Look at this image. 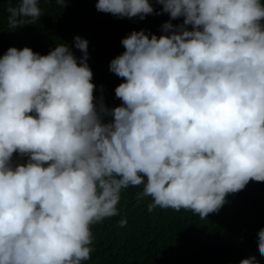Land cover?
Returning <instances> with one entry per match:
<instances>
[{
  "label": "clouds",
  "instance_id": "9594fccd",
  "mask_svg": "<svg viewBox=\"0 0 264 264\" xmlns=\"http://www.w3.org/2000/svg\"><path fill=\"white\" fill-rule=\"evenodd\" d=\"M156 3L155 13L150 0L95 3L117 18H170L159 37L122 38L124 51L109 62L123 78L114 89L120 106L94 97L79 36V59L67 43L46 55L10 47L0 57V264H84L91 225L119 216L130 187L150 198L148 212L205 218L228 194L264 184V0ZM7 13L14 30L43 11L39 0H16ZM256 251L264 258V231Z\"/></svg>",
  "mask_w": 264,
  "mask_h": 264
},
{
  "label": "trees",
  "instance_id": "16d2710c",
  "mask_svg": "<svg viewBox=\"0 0 264 264\" xmlns=\"http://www.w3.org/2000/svg\"><path fill=\"white\" fill-rule=\"evenodd\" d=\"M96 2L66 0L61 9L55 0H39L43 11L39 20L28 18L9 30L7 8L16 0H0V57L10 47H28L46 55L57 44L67 43L79 59L82 53L73 46V38L79 36L88 41L94 97L102 98L108 108L120 106L114 89L123 78L109 71V62L124 51L122 38L141 30L159 37L162 25L170 18L167 13L147 15L143 20L117 18L97 11ZM150 3L154 13L161 11L156 0ZM170 22L175 26L183 18ZM13 159L23 163L26 158L14 154ZM140 190H123L120 215L91 225L93 251L84 264H244L248 259L264 264L256 251L258 233L264 231V184L249 182L239 192L228 194L226 203L205 218L184 209L148 212L150 198L138 200ZM122 218L127 219L124 227L119 226Z\"/></svg>",
  "mask_w": 264,
  "mask_h": 264
}]
</instances>
